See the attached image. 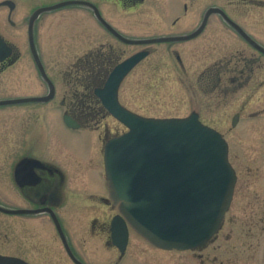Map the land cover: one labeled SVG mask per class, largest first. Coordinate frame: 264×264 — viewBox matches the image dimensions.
I'll return each mask as SVG.
<instances>
[{"label":"rangeland","instance_id":"rangeland-1","mask_svg":"<svg viewBox=\"0 0 264 264\" xmlns=\"http://www.w3.org/2000/svg\"><path fill=\"white\" fill-rule=\"evenodd\" d=\"M13 1L23 8L26 0ZM150 1L146 0L140 10V32L155 30L150 17ZM208 4L205 2L195 9L194 15H198ZM223 4L228 7V0H223ZM17 12L12 17L16 23L28 16L25 12L21 15ZM164 25L161 22L160 27L164 28ZM196 26L188 19L184 25L177 24L174 31L185 34ZM20 28L18 32L12 29L10 35L17 32L23 38L20 47L24 57L8 73L0 76L1 100L37 96L46 91V87L43 89L40 86L34 70L28 66L25 22L20 24ZM215 30L219 32L217 35L210 32ZM37 36L43 58L51 67L49 74L56 81V98L43 105L0 107V160L14 164L24 155H35L52 162L65 177L59 213L70 238L92 243L109 239L108 232H97L101 227L107 231L116 214L105 200L108 195L103 145L126 128L107 114L85 118L82 122L86 125L81 129L69 130L62 120L68 102L62 104V98L73 96L71 91L82 94V87L67 86L70 80L77 81L76 76L81 75L74 71L71 64L76 57L89 49L100 50L102 45H109L110 48L118 45L105 35L83 8H67L45 15L38 25ZM235 39L236 36L224 24L210 23L203 36L192 41L152 46L154 56L131 72L120 86L122 105L142 117L183 118L197 110L201 121L219 131L228 142V159L236 173L230 207L218 231L203 249L181 254L161 252L130 230L127 258L132 257L138 264L159 260L163 264H174L179 260L186 264H264V64L250 69L252 75L243 86L218 85L213 80L199 86L191 82L199 80L202 77L199 75L212 78L216 61L228 57L233 41L239 45L240 42ZM132 50H128L127 54ZM178 54L184 71L176 59ZM22 64L27 67L21 68ZM73 98L74 103L81 101ZM234 115L239 117L235 127L231 125ZM5 171L6 168L0 167L1 176ZM11 192L5 201L13 207H26L17 192L14 189ZM25 225L33 231L23 228ZM12 228L14 251L20 250L25 243L23 234H28L31 239L58 238L55 228L44 217L31 220L13 218Z\"/></svg>","mask_w":264,"mask_h":264},{"label":"flooded vegetation","instance_id":"flooded-vegetation-1","mask_svg":"<svg viewBox=\"0 0 264 264\" xmlns=\"http://www.w3.org/2000/svg\"><path fill=\"white\" fill-rule=\"evenodd\" d=\"M69 0H26L24 7L14 3L13 0H0V76L8 73L10 69L19 64V61L23 59L24 52L20 47L23 44V38L17 29L20 28V24L25 22L26 24V40L27 47L25 49V56L29 60V67L34 70L35 76L42 86L43 89L46 87V91L41 95L45 96L48 93V87L42 77L40 76L38 66L33 60L29 39H28V25L30 16L38 9L51 8L57 4ZM87 1L93 4L100 12L104 23H100L94 16L93 10L88 6H69L63 7L50 12L42 13L34 23V43L36 51L41 60L44 70L48 77L52 81L55 89V96L50 101L53 102L56 98V81L49 74V63H46L43 58V53L40 49V44L37 36V28L45 15L56 13L60 10L67 8H83L87 13L93 17L96 23L103 30L105 35L109 36L118 45L116 48H110L109 45L97 51L89 49L83 55L75 58L72 64L74 71L80 73L77 81L70 80L67 84H73V87H82V94L78 95L76 91H71L73 96L65 95L62 98V104L68 105L65 108L64 114H67L72 119L76 120L81 128L86 125L82 122L85 118H94L98 116H106L107 111L102 106L100 100L95 95V89L100 88L104 85V82L108 74L121 62L128 59L129 57L138 54L140 52H146L145 57L140 63H138L131 72L137 70L139 66L146 60L154 56L152 46L158 45H172L180 44L182 42L170 41L167 43H138L149 39L156 38H171L188 36L193 34L202 24L206 13L211 9L221 10L228 19L233 22L238 28L242 29L244 33L250 38V41L242 37L236 30L235 27L228 24L224 17L213 12L206 17V22L203 30L194 38L188 40L192 41L197 39L206 32V29L210 23L212 24H224L231 33L236 36L235 41H239V45H243L241 49L237 48V44L233 41L228 57L218 59L214 65L213 77L205 78L203 75L199 80L191 81L197 83V86L205 83L206 81L213 80L215 84L225 85L227 83L232 85L241 84L244 85V81L250 79L252 75L253 66L264 64V0H228V7L223 4V0H151L150 8L152 9V21L154 22L155 30L152 32H140L141 22L139 19L140 10L146 3V0H81ZM209 2L208 7L199 12L198 15H194L195 9H198L203 3ZM27 13V18L18 20L16 23L13 20L14 13L21 15L23 12ZM125 13H132V16L125 17ZM17 19L19 15H17ZM115 17V18H114ZM16 19V20H17ZM188 19L192 20V23H196L197 26L188 33H182L174 31L177 24H185ZM187 20V21H186ZM161 22L164 28L160 27ZM171 24V26L169 25ZM153 27V26H151ZM214 29V27H212ZM12 29H16L15 35L11 34ZM122 36L124 39L136 42L128 43L119 39L114 33ZM212 34H218V31H210ZM143 33L147 35H143ZM263 33V34H261ZM185 42V41H183ZM258 46V47H257ZM261 48L262 50H260ZM132 50L130 54H127L128 50ZM23 53V54H22ZM176 59L183 69V63L180 55H176ZM255 63V65H254ZM27 65L22 64L21 68H25ZM184 71V69L182 70ZM181 71V72H182ZM247 73H244V72ZM98 72V75L93 73ZM180 72V71H179ZM83 78V79H81ZM214 78V79H213ZM2 82V81H0ZM190 82V80H189ZM190 82V83H191ZM79 84V85H78ZM1 85V84H0ZM7 87V85H5ZM92 88H94L92 90ZM76 94V95H75ZM35 97V96H33ZM73 97L80 99V102H73ZM20 97H12L9 99H17ZM1 100V99H0ZM49 103V102H48ZM47 104V103H46ZM78 104V105H77ZM32 105H43V104H32ZM21 105H17L19 107ZM198 112V111H197ZM199 114V112H198ZM200 116V114H199ZM37 159L42 162L41 168L34 170L36 174L35 179L28 178L26 181H30L31 184L23 187H18L14 179V168L23 159ZM0 167L6 168L4 176L0 175V207L4 208H26L32 211H36L34 214L24 216H14L0 211V256L11 257L20 259L24 264H138L135 259L128 257L130 240L127 242L126 248L123 252L119 249L114 241L110 239V227L107 231L104 227L99 226L97 232L109 233V239L98 240L94 243L87 241H76L70 238L68 232L61 224L60 218V206L63 187L65 182L59 168L52 162L45 161L36 157L35 155H24L14 164L6 160H0ZM13 189L17 192L21 200L24 202L26 207H13L9 205L5 200L10 197ZM53 216L59 220L62 228L64 229L65 240H62L56 229ZM21 217L31 220L35 217H44L49 222V225H53L57 232V239H31L28 234H23L22 238H25V243L20 250L14 251V235H13V218ZM29 231L30 226H23ZM23 231V230H22ZM149 246L161 252H177L187 253L188 250H163L152 245L147 240H144ZM207 245V244H206ZM206 245L199 247L203 249ZM16 248V247H15ZM178 260V259H177ZM151 264H163L162 260L154 261ZM174 264H186L181 260Z\"/></svg>","mask_w":264,"mask_h":264},{"label":"water","instance_id":"water-1","mask_svg":"<svg viewBox=\"0 0 264 264\" xmlns=\"http://www.w3.org/2000/svg\"><path fill=\"white\" fill-rule=\"evenodd\" d=\"M71 5L92 8L99 22L104 23L96 7L88 2L67 1L37 10L30 18L29 41L34 61L49 86V94L4 100L0 101V106L46 103L53 98L54 87L35 50L33 24L41 13ZM213 12L221 14L242 37L253 43L221 10L211 9L206 17ZM206 17L191 35L138 43L192 39L203 30ZM113 33L125 42L136 43L124 39L115 31ZM145 55L136 54L118 65L104 88L96 91L108 112L129 129L122 136L109 140L104 148L109 203L118 213L112 221L111 238L123 249L128 240L129 226L157 247L168 250L194 249L205 244L218 230L229 209L236 176L228 162L226 142L217 132L203 126L196 114L185 119L143 118L119 104L118 89L122 80ZM64 122L69 128L79 127L67 116H64ZM236 122L237 117L233 119V125ZM41 166L38 160L22 159L14 170L17 185L23 187L31 184L26 180L34 179V170ZM0 210L14 215L32 213L25 209L0 207ZM53 218L61 238L65 240L58 220ZM11 262L22 264L16 259L0 257V264Z\"/></svg>","mask_w":264,"mask_h":264}]
</instances>
